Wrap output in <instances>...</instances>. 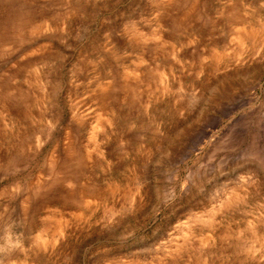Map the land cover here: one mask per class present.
Instances as JSON below:
<instances>
[{"label":"rangeland","instance_id":"rangeland-1","mask_svg":"<svg viewBox=\"0 0 264 264\" xmlns=\"http://www.w3.org/2000/svg\"><path fill=\"white\" fill-rule=\"evenodd\" d=\"M0 264H264V0H0Z\"/></svg>","mask_w":264,"mask_h":264}]
</instances>
